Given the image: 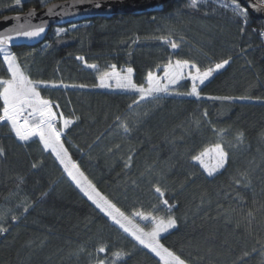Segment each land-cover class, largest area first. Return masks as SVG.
<instances>
[{"label":"trees","instance_id":"1","mask_svg":"<svg viewBox=\"0 0 264 264\" xmlns=\"http://www.w3.org/2000/svg\"><path fill=\"white\" fill-rule=\"evenodd\" d=\"M59 1L0 0V18ZM232 9L233 0H170L157 11L54 25L40 44L7 47L72 120L62 140L83 175L127 216H174L160 243L187 264H264V19ZM174 60L201 71L229 63L199 97L188 95L189 81L139 103L132 90L99 86L112 65L132 68L145 86L149 71ZM9 78L0 53V79ZM224 97L232 99H213ZM217 144L227 161L209 175L193 158ZM0 149V264H161L88 199L39 136L20 141L0 125Z\"/></svg>","mask_w":264,"mask_h":264},{"label":"snow or ice","instance_id":"2","mask_svg":"<svg viewBox=\"0 0 264 264\" xmlns=\"http://www.w3.org/2000/svg\"><path fill=\"white\" fill-rule=\"evenodd\" d=\"M21 0H16V4H20ZM199 0H191V6L196 7ZM253 7H257L253 5ZM233 13L235 15L247 18V11L241 7L237 0H233ZM51 11V9H49ZM31 15V13H30ZM16 19H20L16 17ZM24 26L21 25L20 29L16 30L17 36L23 37H36L39 36L45 29L43 26H36L34 30L25 31ZM60 31H63L61 29ZM12 39L7 34H0V53L3 54V62L7 65V71L10 73L9 79H0V100L3 101L2 114H0V121H7L11 125L12 131L16 136L22 140L27 141L31 136H39L40 142L43 143L44 149H51L56 158L64 166L68 175L76 181L77 185L81 188V191L88 196L97 208L104 212L111 220L119 225L124 232L129 233L140 245L149 249L154 253L161 264H187L186 260L174 251L164 247L160 243V237L162 233H167L169 229H173L177 225L176 218L172 215L165 217L151 216V228L145 230L138 224L133 222L135 216H143L142 213H134L133 218L125 215L115 204H113L106 197L102 196L96 191L95 187L87 181L83 173L79 171L78 166L71 161L68 149L64 146L61 139L63 134L62 129H58L56 126L57 115L53 111V104L47 99L41 97V93L38 90V85L45 84L44 81L33 82L22 70L21 65L18 63L17 56L8 51L7 45ZM173 49L178 48V44L169 41ZM78 59H82L79 58ZM228 60H224L220 63H216L214 68L210 67L201 71L195 64H191V67L195 68V73L189 72L188 77L191 79V92L188 95L196 97L200 96L199 86L203 85L205 81L213 75V72L222 69ZM190 65L187 60H177L175 64L171 61L163 68V78L156 76L153 72L149 71L146 76V85H137L132 79V68H127L126 73L115 71V65H112V71L105 72L98 77L100 87L118 88L125 90H132L138 93L139 100L133 103H139L147 98H159V95L169 94L171 91L170 86L177 85L181 79L184 78L183 69L185 66ZM88 67L96 69V65H89ZM98 70V69H97ZM114 81L115 83H110ZM47 86V85H46ZM55 87L56 85H52ZM67 87V86H65ZM83 87V86H81ZM178 95L180 93H177ZM213 99H226L230 100V97L213 98ZM243 99V98H241ZM131 107V106H130ZM62 115V114H61ZM206 115V113H205ZM119 120V118H117ZM72 123L71 119H63V128H68ZM121 127L127 131V125L121 124ZM242 135V134H241ZM3 149H0L2 152ZM215 151L218 154V161L216 167H224L227 161V152H225L220 144L215 146ZM205 153H202L203 156ZM195 160H200L201 157H194ZM127 166V165H126ZM216 169L213 168L209 171V175ZM155 191L161 196L164 195L160 187H156ZM164 205L168 204L167 200L163 201ZM171 212V208H168ZM145 220H148V216H143ZM13 219H16L13 217ZM6 228L0 227V233L6 232ZM106 245L101 246L98 249L99 253L106 251ZM122 252H115L113 256L119 259L123 256ZM96 264H107L104 259H97ZM112 264H115L113 260Z\"/></svg>","mask_w":264,"mask_h":264},{"label":"water","instance_id":"3","mask_svg":"<svg viewBox=\"0 0 264 264\" xmlns=\"http://www.w3.org/2000/svg\"><path fill=\"white\" fill-rule=\"evenodd\" d=\"M170 0H65L51 3L41 10L30 9L20 14H8L0 18V34L12 37L7 47L35 46L44 41L54 25H64L94 17H112L117 14H142L161 10ZM256 19H264V4L256 0H237ZM256 5L257 7H253ZM51 9V11H49ZM31 13V15H30ZM19 17L20 19H16ZM23 25L25 31L43 26L44 31L36 37L17 36L16 30Z\"/></svg>","mask_w":264,"mask_h":264},{"label":"rangeland","instance_id":"4","mask_svg":"<svg viewBox=\"0 0 264 264\" xmlns=\"http://www.w3.org/2000/svg\"><path fill=\"white\" fill-rule=\"evenodd\" d=\"M177 60H174V61H172V63L173 64H175V62H176ZM191 64L192 63H190V65H187V66H185L184 67V69H183V74H184V78L183 79H181L180 81H179V83L177 84V85H174V86H170L171 87V89H174V88H176L177 86H179V85H181V84H183V83H185V82H187V81H189L190 82V84H192V81H191V79L188 77V73L189 72H193V73H195V68H193V67H191ZM87 67L89 66V65H86ZM97 66H96V70H97ZM127 68H129V67H121V68H118V67H115V71H118V72H121V73H126V69ZM163 68L164 67H162L161 69H159V70H157L156 72H154V74L156 75V76H158V77H160V78H163ZM113 69H112V67H111V69H109V70H107V71H101V72H99V76L100 75H102L103 73H105V72H109V71H112ZM132 79H133V73H132ZM100 83V82H99ZM110 83H115L114 81H110ZM145 86H147V85H145ZM115 88V87H114ZM42 97V96H41ZM43 98V97H42ZM44 99H46V98H44ZM60 115H58V117H59ZM62 117H59V120L58 121H56V126H57V128L58 129H62V131H63V134H62V136H61V139L63 138V136H64V134H65V128H63V120L61 119ZM36 136H38V135H36ZM31 137H33V136H31ZM63 141V140H62ZM65 146V145H64ZM215 146L216 145H214V146H211V147H208L207 149H205L202 153H205L203 156H201V154L199 155L200 157H201V159L200 160H196L197 162H199L200 164H201V166L209 173V171L210 170H212L213 168H215L216 170L212 173V174H214V173H216V172H218L219 170H221L222 168H220V167H216L217 166V161H218V154L216 153V151H215ZM222 146V145H221ZM222 148H223V146H222ZM223 150H224V148H223ZM225 151V150H224ZM69 153V152H68ZM69 156H70V154H69ZM71 157V156H70ZM71 161L72 162H74L75 163V161L71 158ZM79 169V168H78ZM79 171L80 172H82L80 169H79ZM85 177V176H84ZM87 179V178H86ZM87 181L89 182V180L87 179ZM96 189V188H95ZM96 191L97 192H99L102 196H104L100 191H98V189H96ZM143 214V216H148L149 217V219L148 220H145L144 218H143V216H135L134 218L131 216H129L130 218H133V222L135 223V224H138L140 227H142V228H144L146 231L147 230H150V228H148L146 225H148L149 224V222H150V218H151V216H153L152 214H149V213H142ZM152 226V225H151ZM169 230H171V229H169ZM163 234H165V233H162L161 235H163Z\"/></svg>","mask_w":264,"mask_h":264},{"label":"built area","instance_id":"5","mask_svg":"<svg viewBox=\"0 0 264 264\" xmlns=\"http://www.w3.org/2000/svg\"><path fill=\"white\" fill-rule=\"evenodd\" d=\"M47 100H49V99H47ZM50 102H52V104H53V111L56 113V115H57V120L56 121H58L59 120V117H62L61 119L63 120L64 119V115H63V113L61 112V110H59V108H58V105H57V103L56 102H54V101H52V100H49ZM1 114H2V112H1ZM62 114V115H61ZM58 115H60L59 117H58ZM0 125H2V126H9L10 128H11V125L7 122V121H0ZM12 130V129H11ZM13 133L15 134V132L13 131ZM15 136H16V134H15ZM17 137V136H16ZM18 138V137H17ZM19 139V138H18ZM20 140V139H19ZM20 141H22V140H20Z\"/></svg>","mask_w":264,"mask_h":264}]
</instances>
